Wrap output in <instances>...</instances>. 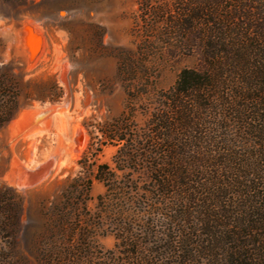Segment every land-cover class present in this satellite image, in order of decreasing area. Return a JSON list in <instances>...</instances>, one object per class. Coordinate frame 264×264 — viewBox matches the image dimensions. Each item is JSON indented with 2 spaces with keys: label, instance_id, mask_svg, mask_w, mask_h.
Here are the masks:
<instances>
[{
  "label": "trees",
  "instance_id": "1",
  "mask_svg": "<svg viewBox=\"0 0 264 264\" xmlns=\"http://www.w3.org/2000/svg\"><path fill=\"white\" fill-rule=\"evenodd\" d=\"M141 6V52L167 48L197 64L154 90L120 54L126 109L98 126L32 257L16 238L21 203L0 189V264H264V0ZM18 107L14 76L0 70V128ZM105 144L117 147L112 165L96 163ZM92 179L119 201L118 251L98 252L92 229L103 221L80 216ZM128 208L149 214L138 229Z\"/></svg>",
  "mask_w": 264,
  "mask_h": 264
},
{
  "label": "rangeland",
  "instance_id": "2",
  "mask_svg": "<svg viewBox=\"0 0 264 264\" xmlns=\"http://www.w3.org/2000/svg\"><path fill=\"white\" fill-rule=\"evenodd\" d=\"M142 2L0 0V70L14 76L19 104L0 128V189L21 203L16 238L27 256L31 243L46 234L52 206L81 172L78 160L101 135L98 126L126 109L120 54L139 62V81L154 90L168 89L182 67L197 64L195 57L174 56L167 48L141 52ZM135 108L142 125L141 103ZM116 148L105 144L96 163L112 165ZM89 196L80 216L103 221L92 229L102 246L98 252L118 251L117 196L96 179ZM123 216L138 229L149 214L128 208Z\"/></svg>",
  "mask_w": 264,
  "mask_h": 264
},
{
  "label": "bare ground",
  "instance_id": "3",
  "mask_svg": "<svg viewBox=\"0 0 264 264\" xmlns=\"http://www.w3.org/2000/svg\"><path fill=\"white\" fill-rule=\"evenodd\" d=\"M45 167H47V166H45ZM45 167L40 168V169H41L42 171H44V169H46ZM41 170L38 169V172L41 171Z\"/></svg>",
  "mask_w": 264,
  "mask_h": 264
}]
</instances>
